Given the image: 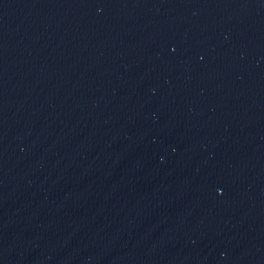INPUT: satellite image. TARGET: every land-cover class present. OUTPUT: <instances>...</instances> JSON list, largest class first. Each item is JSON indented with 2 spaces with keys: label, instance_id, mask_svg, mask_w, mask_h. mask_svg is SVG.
Masks as SVG:
<instances>
[{
  "label": "water",
  "instance_id": "1",
  "mask_svg": "<svg viewBox=\"0 0 264 264\" xmlns=\"http://www.w3.org/2000/svg\"><path fill=\"white\" fill-rule=\"evenodd\" d=\"M0 264H264V0H0Z\"/></svg>",
  "mask_w": 264,
  "mask_h": 264
}]
</instances>
